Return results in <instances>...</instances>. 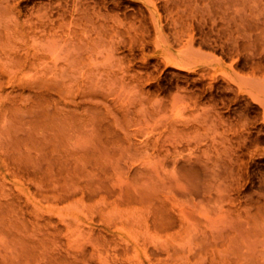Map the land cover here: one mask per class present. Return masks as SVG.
Masks as SVG:
<instances>
[{"label":"bare ground","instance_id":"1","mask_svg":"<svg viewBox=\"0 0 264 264\" xmlns=\"http://www.w3.org/2000/svg\"><path fill=\"white\" fill-rule=\"evenodd\" d=\"M20 2L0 0V240L22 264H264L239 186L264 152V0ZM217 207L239 223L208 228Z\"/></svg>","mask_w":264,"mask_h":264},{"label":"rangeland","instance_id":"2","mask_svg":"<svg viewBox=\"0 0 264 264\" xmlns=\"http://www.w3.org/2000/svg\"><path fill=\"white\" fill-rule=\"evenodd\" d=\"M23 1V2H22ZM48 1V2H47ZM52 1H54V0H21V2H20V8H21V10L23 11V12H30V11H32V10H34V9H36L38 6H36V5H39L40 3L42 4L43 2V4L42 5H46L47 3H50V2H52ZM47 2V3H46ZM123 4H127L126 2H124ZM33 6V7H32ZM30 7V8H29ZM40 7H41V5H40ZM27 8V9H26ZM39 8V7H38ZM28 9H31V10H28ZM26 10V11H25ZM169 73H171V74H176V72H178V70L177 69H173V68H169ZM172 70H174V71H172ZM175 70H177V71H175ZM172 76V75H171ZM3 122H6V125L5 126H1V125H3ZM1 125H0V130L2 129V128H5V127H8V122L7 121H2L1 123H0ZM262 133H264V128H262ZM261 145H264V134H263V136H262V139H261ZM262 147H264V146H262ZM225 167V166H224ZM249 167L250 168H248V172L250 171V172H252V173H250L249 172V176L250 177H246L245 179H243L242 180V182L240 181V183H239V186H240V188L242 189V192H241V194H240V198H241V196H242V198L240 199V201H241V210H242V212H244L243 214H245V220L247 221V223L248 224H246V226H247V228H246V235H247V241H246V243H247V246H249V247H252V243H254L255 245H254V248L252 249L251 248V250H252V253L250 252V254H252V256L253 255H255V254H257L256 256H254L253 258H255V257H257V256H259L258 258H255V260L253 261L254 263L256 262H259L260 261V256L263 258L264 257V242H263V240H264V238L263 239H261L262 237V235L261 234H264L262 231H263V228H262V231H260V232H262V233H260V232H255L256 230H254V229H257V231L261 228H259V226H262V227H264V222H262L264 219V217L263 218H261L260 220H259V213L258 212H263V208L262 209H259V208H261L262 206H263V204H264V200H263V197H264V193H262V191H260V194L263 196H261L260 194V196L262 197H259L258 195L256 196V192L258 191V185H260V188H259V190H263V192H264V188H263V182L262 181H264V152H262L261 154H258V155H256L255 157H254V159H253V162L251 161V163H250V165H249ZM158 168H160V167H158ZM155 170H157V168L155 169ZM169 171H171V169L169 168L168 169ZM226 168H225V171H224V173H223V175L222 176H224V177H226ZM154 171V170H153ZM159 171H161V173H162V171H163V169H161L160 168V170L158 169V171H157V173H156V175L155 174H153V176H151L150 175V173L149 174H145L144 176H146V177H143L144 179L146 178V180L145 181H147V183L149 182L150 183V181H152V179H154L153 180V182H155V181H158L157 179H159V177L158 178H156L157 176H160L161 174H159L160 172ZM169 171H167V169L165 170V171H163V177L164 178H160L159 180H163V179H166V177H170V174H166V173H169ZM152 173H154V172H152ZM151 173V174H152ZM225 174V175H224ZM251 174V175H250ZM167 175V176H166ZM260 175V176H259ZM161 176V177H162ZM262 176V177H261ZM147 178L149 179V180H147ZM156 179V180H155ZM251 180V182H250V180ZM167 180V179H166ZM244 180H246L245 182H244ZM164 181V180H163ZM249 181V182H248ZM261 181V183L262 184H260V183H258V182H260ZM243 182H244V185H242L243 184ZM242 185V186H241ZM261 185H262V188H261ZM247 187V188H246ZM256 191V192H255ZM251 192V193H250ZM256 193V194H254L253 195V193ZM259 192V191H258ZM248 193V194H247ZM252 194V195H250V194ZM244 194V195H243ZM248 196H246V195ZM249 196H251L250 198H249ZM255 196V197H254ZM247 198V199H246ZM255 199V201H254V199ZM251 199V200H250ZM261 199V200H260ZM243 201V202H242ZM254 201V202H253ZM256 201H258L257 203H256ZM262 201H263V203H262ZM251 202H252V204H251ZM253 204L255 205V204H258V206L256 207V205H255V213L256 214H254V212H253V210H254V206H253ZM243 205V206H242ZM250 205H252V207L250 208ZM248 207V208H247ZM244 208V209H243ZM258 208V209H257ZM216 209H217V212H218V207L217 208H215V210H213L214 212H212L211 214H210V218H212V219H210L211 220V222L213 221V219H214V217H212L213 215L216 217V218H218V219H216L215 218V220L212 222V223H210V220H209V222L207 221V224L209 225L210 224V226H208V228H210L211 230H212V228H214V226H211V224H213V225H215L216 227H221V226H223L225 223L227 224V228H228V226H236L239 222H238V218H237V212L236 213H231L230 215H233V214H235L234 216H236V218L235 219H233L234 218V216H233V218L231 217V216H229V217H227V218H223V215L225 214V213H221V215H219V213H217L216 212ZM250 209H252V210H250ZM245 210H247V211H245ZM259 210V211H258ZM253 212L252 214L250 213V212ZM215 212H216V214H215ZM250 213V214H249ZM264 213V212H263ZM226 215V214H225ZM225 215H224V217H225ZM228 215V214H227ZM249 215V216H248ZM253 215V216H255L256 215V219H255V217L253 218V216L251 217V216ZM262 216H264V214H261ZM260 215V216H261ZM261 216V217H262ZM249 217H251L252 219H254L255 221H256V223H254V222H252V223H254L253 225L251 224V221L249 220V219H251V218H249ZM228 218H232V222H228L229 220H227ZM220 219V221H218L217 222V220H219ZM237 219V222L235 221ZM251 219V220H252ZM262 220V221H261ZM233 221H234V223H233ZM259 221V222H258ZM218 223V225H216ZM231 223H233L232 225H230ZM237 223V224H236ZM263 223V224H262ZM249 225V226H248ZM252 225V226H251ZM255 225H257L258 227H256ZM212 227V228H211ZM252 227V228H251ZM253 227H256V228H253ZM225 228H226V226H225ZM259 228V229H258ZM217 230V228H214L213 230ZM219 229H223L222 227L221 228H219ZM261 230V229H260ZM255 232V233H254ZM255 234H257L256 236H257V238H255ZM260 234V235H259ZM260 237V239L261 240H258V242H259V245L256 243V239H258L259 237ZM263 237H264V235H263ZM254 238H255V240H254ZM251 240V241H250ZM249 241V242H248ZM254 241V242H253ZM260 241H262L261 242V244H260ZM3 242V243H2ZM249 244V245H248ZM251 244V245H250ZM261 245H263V246H261ZM257 246V247H256ZM18 246H17V244H13L12 243V240H11V238L10 237H3L2 238V240H0V256H2L5 252L7 253V255L11 258V257H15L14 259H16L17 258V260H18V263L19 264H22V258H21V256H20V252H19V249L17 248ZM248 247V248H249ZM260 247V248H259ZM260 249V250H259ZM262 249V250H261ZM249 250H250V248H249ZM250 250V251H251ZM263 254H262V253ZM259 254V255H258ZM262 254V255H261ZM250 257H251V255H250ZM262 258H261V261H262ZM251 259H252V257H251ZM258 259V260H257ZM257 260V261H256ZM263 261H264V258H263ZM262 261V262H263ZM252 262V263H253Z\"/></svg>","mask_w":264,"mask_h":264}]
</instances>
